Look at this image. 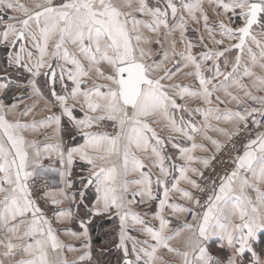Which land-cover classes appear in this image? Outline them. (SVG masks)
<instances>
[{
  "label": "snow or ice",
  "instance_id": "obj_1",
  "mask_svg": "<svg viewBox=\"0 0 264 264\" xmlns=\"http://www.w3.org/2000/svg\"><path fill=\"white\" fill-rule=\"evenodd\" d=\"M208 4L218 18L215 27L209 25L204 0H179V4L176 0H164L163 7L160 0L153 7L149 6L148 0H60L59 3L37 0L32 7L21 0H0V44L19 48L18 52L8 53V67L31 74L28 86L31 94L36 96L44 95L37 79L42 74L52 84L50 95L59 114L48 116L39 122V126L55 125L59 135L66 120L82 140L75 146L66 147L63 142H57L43 149L47 154L45 158L56 157L60 169L41 167V170L58 171L66 189L73 187L69 178L76 162L88 166V177L81 178L79 201L76 193L61 190V195L70 200L77 211L72 208L60 210L56 213L57 220L59 223H76L81 229L78 233L65 228V235L89 238L88 226L92 217L115 213L120 221L119 247L124 253V264H160L162 257L158 253L161 249L173 254L178 264H264V251L258 253L254 248L259 235L264 234V192L260 187L264 185V131L244 145L242 155L233 162L234 169L222 178L218 191L213 188L203 213L170 202L171 193H178L180 199L194 203L197 208L202 207L200 200L180 185L183 182L203 191L189 173L202 178L203 172L193 165L199 163L207 167L209 164L208 159L195 155L198 150L207 151L203 144L195 142L196 133H205L203 138L211 140L217 150L222 147L206 135L208 129L224 132L208 123L210 118L232 124L237 135L240 125L247 129L250 119L256 128H264V96H256L252 91L264 92V75H257L253 70L257 66L264 70V42L254 35L256 27L264 34V0H208ZM9 12L20 15H6ZM185 12L194 23L203 20L209 40L222 46L221 50L209 49L199 57L193 54L194 45L185 36L188 24ZM134 13L151 19H137ZM142 28L157 35L163 29L166 38L174 37L178 31L184 51H177V41L173 38L168 41L170 51L162 53V60L147 63L152 53L141 45L153 41L143 36ZM217 36L221 38L217 39ZM200 40L203 42L204 37ZM226 40L230 42L227 45ZM249 41L256 45L258 53ZM29 42L35 54L27 47ZM155 43L163 48L161 39ZM201 46L208 48L204 43ZM233 49L237 54L229 61L226 53ZM168 62H174L175 70L166 66ZM209 63L210 76L204 71V66ZM190 67L194 71L188 75L196 78V90L178 84L166 87L162 83ZM158 72L163 75H156ZM246 77L254 78L252 89L243 83ZM57 82L62 89L59 93L54 87ZM11 86L12 81L6 76L5 82L0 83V97L7 96ZM233 88L243 91L259 107H245L243 111L211 107L214 102L226 103L216 95L220 92L243 107V101L233 94ZM186 97L201 99L209 105L200 110L205 128L197 127L191 120L185 122L183 117L179 122L175 118V110H187L178 103V99ZM18 107L19 104L9 106L0 99V264H68L66 257L50 255L64 248L72 252L78 249L59 239L52 221L33 197L28 183L33 176L28 170V148H34L35 144L26 141L24 132L36 130L38 125L19 120L10 122L7 112ZM34 107L29 106L20 115H30ZM152 116L165 120L171 132L192 141L190 147L173 145L179 149L182 165L166 166V157L162 155L164 141L146 122ZM105 122H111L118 131L114 135L98 131ZM137 152L155 157L153 166L161 175L153 179L151 172H145L146 165ZM40 156L41 152L37 150V165ZM117 160L121 162L117 164ZM176 171L178 177L173 176ZM135 173H139V179H127ZM169 177H172L171 183ZM132 185L138 190L131 192L129 198ZM89 187L95 191L93 200L89 201L91 207L84 203L85 190ZM248 189L256 191L255 200L247 195ZM161 190L162 198L158 195ZM52 195L46 193L44 198ZM153 201H158V211L154 215L159 221L158 228L132 211L134 204L150 205ZM63 202L51 200L56 207ZM80 205L84 206L83 217L78 214ZM168 210L173 214L192 213L195 223H186L172 235H167L172 223L165 216ZM129 219L142 225L141 234L148 237L133 240L134 259H129L126 244V240L132 239L126 232ZM185 231L189 235L184 248L172 247L170 242ZM212 240H218L221 249L229 250L226 258H217L210 253L208 244ZM85 247L90 248V244ZM246 254H250L247 261ZM90 258V253H86L79 260Z\"/></svg>",
  "mask_w": 264,
  "mask_h": 264
},
{
  "label": "crops",
  "instance_id": "obj_2",
  "mask_svg": "<svg viewBox=\"0 0 264 264\" xmlns=\"http://www.w3.org/2000/svg\"><path fill=\"white\" fill-rule=\"evenodd\" d=\"M22 3L27 4L29 7H32L37 0H21ZM119 2V0H118ZM177 4H179V0H176ZM149 6L153 7L156 5L157 0H148ZM164 0H160V5L163 7ZM204 7L206 11L208 12V15L210 17L209 19V25L215 27L217 17L215 15L214 10L212 7L208 4V0H204ZM127 10V9H125ZM185 16V19L188 20L187 24V32L185 33L186 40L191 41L194 45V48L192 49L193 54L199 57L200 53L208 51L209 49L212 50H221L222 46L215 45L209 40V34L203 27V20L201 19V22L199 24L194 23L188 18L187 13H183ZM6 15H20L19 13H7ZM137 19H142L145 21H150V17L147 16H140L138 13L133 14ZM199 15V14H198ZM226 19V18H225ZM171 23H175L172 21ZM2 27V26H0ZM142 34L145 38L150 39L153 41L151 44H143L141 47H143L146 51H151L152 56L150 59L147 60V63L151 64L153 61L159 62L162 60V53L165 50L170 51V45L169 40L175 39L177 41V51H184L185 46L184 44L180 43V33L177 31L174 34V37H165L164 30L161 29V32L159 35L153 33L147 28L141 29ZM254 35H256L257 40L264 42V34H262V30L259 27H256L254 29ZM203 36L204 40L203 42L200 40V37ZM217 39H220L221 37L217 36ZM157 39H161L163 41V48H161L160 45H157L155 41ZM202 43L207 44L208 48L202 47ZM229 41H225V44H229ZM251 44V41H249ZM253 47V50L257 53L259 52V49L256 47L255 44H251ZM27 47L29 50L33 51L35 54V50L32 49L31 43L29 42ZM18 52L19 48L13 49L11 47H7L3 44H0V83L5 82V77L7 76V79L12 81V86L8 92L7 96L0 97V99L4 100V103L6 105H11L13 103L19 104V107L15 110H9L7 112V119L10 122H15L19 120L23 123H32L36 122L38 127L36 130H28L24 132V136L26 141H28L30 144L34 143L35 147H29L28 148V154H29V160H30V167L29 171L33 172V176L30 178L29 182H31L32 178L40 177L43 179H48L51 182V188L46 193L53 194L51 197L48 198L49 201L52 200V198L56 200H63L64 202L60 204L58 207L54 206L56 209V213L63 209L72 208L74 212L77 211V208L75 205L72 204V202L68 199H65L61 195V190H65L68 193H76L77 194V201H79V190L81 186V178H87L89 175L88 172V166L84 164L83 162L77 161L76 164L72 168V176L69 178L73 181V187L71 189H66L65 183L61 176L59 175V172L56 171H47L44 172L41 170L42 168L47 169H60V165L57 162L56 157L53 155L51 159H47L46 153H44L43 149L48 144H55L57 142H63V144L67 146H75L78 143H81L82 140L79 136L72 135V137L69 140V131L65 130V126H69L71 130H73V133H75V130L71 128V126L65 122L62 125V131L59 135L56 133V126L52 125L51 127H40L39 122L46 120L48 116H51L53 114L58 115L59 114V108L54 105L52 102V97L50 95V88L52 87V84L50 81H48V78L45 77L43 74L41 77L37 78L39 85L41 87V90L43 92V97L36 96L34 94H31V88L28 86L29 80L32 78L30 73H27L25 71L17 70L16 67H8L7 64V55L10 52ZM237 54V50L233 49L226 53L227 58L229 61H233L235 58V55ZM223 59V58H222ZM245 60L248 61L247 54H245ZM55 64L56 61H53ZM183 63V61H181ZM250 63V62H249ZM87 64V62H85ZM168 68H172L175 70L174 62H168L166 65ZM211 67V64H207L204 66L205 75H209L208 68ZM223 68V64H222ZM6 70V71H5ZM254 72L257 75H264V70L259 68L258 66L255 67ZM193 68H187L183 69L182 71L178 72L176 76L172 80H165L162 83L165 84L166 87H170L171 85H181V86H187L190 87L193 90H196L198 88L197 80L194 76L188 75V73L193 72ZM156 75H163V72H158ZM254 78H245L243 83L248 86L249 89H252ZM48 81V82H46ZM214 83H217V81H214ZM19 85V87H17ZM69 88H71V83H68ZM55 90L59 93L62 91L61 86L59 82L55 84ZM253 94L256 96H264V92H256L254 89H252ZM236 94L242 98L243 100H251L247 98L244 95L243 91H240L236 89ZM216 95H220V93H216ZM222 98V96H221ZM223 99V98H222ZM178 103L184 105L186 107V111L181 110H175L174 116L179 122V118L183 117L184 121L187 122L191 120L194 122L197 127L205 128L206 123L204 121V117L201 113V109H206L209 107V105H206L203 103L201 99L186 97L183 100L178 99ZM35 105L32 112L28 116H21L20 113L23 112L26 108L29 106ZM211 107H219L220 109H229L232 111H235L231 108H229L226 103L225 104H218L214 102ZM50 109V110H49ZM79 114V113H77ZM157 132V135L164 141V146L162 147V155L166 157L165 164L166 166H170L171 164L176 165H182L184 162L179 159V149L176 147H173L174 144L179 145L180 147H190L192 141L187 140L186 137L181 136L179 134L173 133L170 131V129L167 126V122L160 117L152 116L148 117L147 121ZM208 123H210L213 127L223 129L224 132H217L208 129L206 131V135L208 137H211L214 140H217L222 147L225 145V143L230 140L231 137H233L236 134V128L230 124L225 122H218L212 118L209 119ZM242 125H240L241 127ZM224 133H228L227 135ZM196 140L195 142L197 144H203L205 148H207V151H197L195 153L196 156L205 158L209 160V164L207 167L203 166L202 164H194L193 167H196L200 169V171L204 172L211 164L217 153L222 149V147L217 150L216 146L212 144L211 140L204 139L203 136L205 133H196ZM75 137V138H74ZM155 141H153V144ZM39 150L41 152V156L39 158V165L35 164V161L37 160L36 157V151ZM138 157H140L146 167L144 169L145 172H151L153 179H155L157 176H160V172L158 168H156L154 165L155 157L149 158L150 153L145 152H137L136 153ZM117 164H119L121 161L117 160ZM235 165L233 166L234 169ZM232 169V170H233ZM231 173V172H230ZM2 175V174H0ZM189 175L192 177V179H195L198 183H200L201 177L195 176L191 173ZM173 176L178 177L179 173L178 171L173 172ZM139 173H135L133 175H130L127 177L128 180H136L139 179ZM172 177H169V183H171ZM180 187L189 190L193 193V196L196 199H199L201 202V191L197 189L191 188V186L181 183ZM202 187V186H201ZM261 191L264 192V185H261ZM137 186L132 185L131 191L129 193V198H131V192L137 191ZM154 192H157V189H153ZM86 191V196L84 199L85 204H89V207H91V204L89 201H92L95 196L94 188L89 187ZM218 191V189H217ZM158 195L162 198V190L158 192ZM247 195L252 198L253 200L256 199L257 193L253 189L247 190ZM139 199V198H137ZM171 203H177L185 207L190 208H196L194 203L188 202L185 200L180 199L178 193H171ZM206 210V208L204 209ZM132 211L138 213L141 215L143 219L147 221L148 224L157 227L159 226V221L154 219L155 213L158 211V201H153L151 204H134L132 206ZM78 214L83 217L84 216V206H79V212ZM187 213L184 214H173L170 210L165 212V216L167 219L171 220L172 223L170 224V229L167 233V235H172L176 230L180 229L185 222V216ZM92 222L88 226L89 227V238H85L83 236H80L79 239L72 238L68 235L64 234L63 229L68 228L76 232H80L81 229H79L78 225L76 223H59L56 217L55 223H53V227L57 232V235L59 236V239L63 241L65 245L72 246L76 249H78L75 252L69 251L67 248L62 249L59 253H50V255L55 258L57 255L61 257H66L68 264H102L100 261L103 258L102 254H105L108 250L107 245L112 244L114 245L113 249H116L117 251V257L116 262L119 263V261H122V264L124 263V253L123 250L119 247L120 242V221L119 218L116 216L115 213H112L111 215H103V216H95L92 217ZM128 227L126 228L127 235L131 237L132 239L126 240L127 247L129 248V259H134L135 254L131 252L132 249V243L133 240H143L148 239V237L143 236L141 234L142 225L134 224V222L129 219L127 222ZM189 223H195L194 220H192ZM95 230V233L93 231ZM189 233L186 231L183 232L180 236H178L176 239L172 240L170 242L172 247L183 249L185 246V241ZM106 236V237H104ZM99 237L98 242L95 241V238ZM101 237V238H100ZM104 237V238H103ZM151 242V241H150ZM90 244V248H86L85 245ZM220 242L218 240H212L209 242L208 247L210 253L217 257L224 259L229 254L228 249H221L220 248ZM137 247H140L139 244H137ZM255 250L260 253L264 251V234H260L258 237L257 242L254 244ZM114 251H112L113 253ZM86 253H90V259L89 260H79V258ZM159 256L162 257V260L160 261V264H178V260L176 257L173 256V254L168 253L166 249H161L158 253ZM247 255V254H246ZM250 256V254H248ZM109 257V256H108ZM111 258V257H109ZM119 259V260H117Z\"/></svg>",
  "mask_w": 264,
  "mask_h": 264
},
{
  "label": "built area",
  "instance_id": "obj_3",
  "mask_svg": "<svg viewBox=\"0 0 264 264\" xmlns=\"http://www.w3.org/2000/svg\"><path fill=\"white\" fill-rule=\"evenodd\" d=\"M57 3L60 0H56ZM233 94H236V89H232ZM220 96L226 100V105L237 111H243L245 107H259L253 100H241L243 101V107L239 106L236 101H231L229 98L225 97L222 92ZM238 96V95H237ZM98 131H107L109 134L114 135L118 128L115 127L111 122H105L101 129ZM264 131V128H256L252 124L251 119L249 120L247 129L242 125L240 127L239 134H235L228 140L227 143L222 147V149L217 153L210 166L203 172V177L200 179L203 191H201V205L202 207L193 208V211L198 213H203L205 210L204 205L208 198L213 194V188L218 189L222 178L225 175L230 174L235 165L233 162L238 155H242L244 151V145L250 140L256 138L257 134ZM29 186L32 190L33 197L37 200L39 206L43 209L45 215L52 221V224L56 221V209L52 205L51 201L44 198V194L51 188V182L48 179H43L40 177H35L31 179ZM185 222L189 223L193 220L192 213H187L185 216Z\"/></svg>",
  "mask_w": 264,
  "mask_h": 264
},
{
  "label": "trees",
  "instance_id": "obj_4",
  "mask_svg": "<svg viewBox=\"0 0 264 264\" xmlns=\"http://www.w3.org/2000/svg\"><path fill=\"white\" fill-rule=\"evenodd\" d=\"M65 130H67V132L69 131V140H70V138L72 137V135H75V133H73V130H71V129L69 128L68 125L65 126ZM93 233H95V230L93 231ZM104 237H106V236H104ZM104 237H103V238H104ZM100 238H101V237H100ZM98 239H99V237H96V238H95V241L98 242ZM107 247H108V250H109V251H106L105 254H102L103 257H100V258H103V259H101L100 262H101L102 264H122V261H119V263L116 262V258H115V257H117V254H116L117 251H116V249H113V250H112V248L114 247V245L109 244V245H107ZM112 251H114V252L112 253ZM108 256H110L111 258H109ZM248 257H249V255L247 254V255L245 256V261H247ZM117 260H119V259H117Z\"/></svg>",
  "mask_w": 264,
  "mask_h": 264
},
{
  "label": "rangeland",
  "instance_id": "obj_5",
  "mask_svg": "<svg viewBox=\"0 0 264 264\" xmlns=\"http://www.w3.org/2000/svg\"><path fill=\"white\" fill-rule=\"evenodd\" d=\"M110 257V256H109Z\"/></svg>",
  "mask_w": 264,
  "mask_h": 264
},
{
  "label": "water",
  "instance_id": "obj_6",
  "mask_svg": "<svg viewBox=\"0 0 264 264\" xmlns=\"http://www.w3.org/2000/svg\"><path fill=\"white\" fill-rule=\"evenodd\" d=\"M124 264V263H123Z\"/></svg>",
  "mask_w": 264,
  "mask_h": 264
}]
</instances>
